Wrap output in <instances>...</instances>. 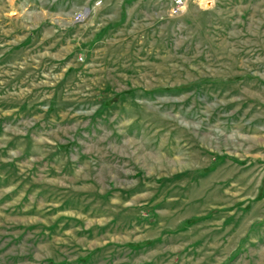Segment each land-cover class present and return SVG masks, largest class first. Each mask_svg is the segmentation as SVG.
I'll use <instances>...</instances> for the list:
<instances>
[{
	"label": "rangeland",
	"instance_id": "1",
	"mask_svg": "<svg viewBox=\"0 0 264 264\" xmlns=\"http://www.w3.org/2000/svg\"><path fill=\"white\" fill-rule=\"evenodd\" d=\"M178 1L0 0V264H264V0Z\"/></svg>",
	"mask_w": 264,
	"mask_h": 264
},
{
	"label": "bare ground",
	"instance_id": "2",
	"mask_svg": "<svg viewBox=\"0 0 264 264\" xmlns=\"http://www.w3.org/2000/svg\"><path fill=\"white\" fill-rule=\"evenodd\" d=\"M211 0H207V1H205L204 3H203V5L205 6V7H209V5L211 4Z\"/></svg>",
	"mask_w": 264,
	"mask_h": 264
},
{
	"label": "built area",
	"instance_id": "3",
	"mask_svg": "<svg viewBox=\"0 0 264 264\" xmlns=\"http://www.w3.org/2000/svg\"><path fill=\"white\" fill-rule=\"evenodd\" d=\"M180 3H181V0L178 1V4H180Z\"/></svg>",
	"mask_w": 264,
	"mask_h": 264
}]
</instances>
